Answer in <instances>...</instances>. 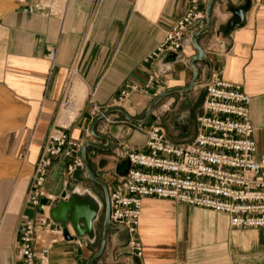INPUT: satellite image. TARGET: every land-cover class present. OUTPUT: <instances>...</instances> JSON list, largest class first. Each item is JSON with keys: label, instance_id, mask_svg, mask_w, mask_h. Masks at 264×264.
I'll list each match as a JSON object with an SVG mask.
<instances>
[{"label": "crops", "instance_id": "obj_1", "mask_svg": "<svg viewBox=\"0 0 264 264\" xmlns=\"http://www.w3.org/2000/svg\"><path fill=\"white\" fill-rule=\"evenodd\" d=\"M206 2L201 0V11H205ZM246 4L240 26L227 28L230 21H236L232 11ZM187 7V0H66L61 19L26 15L15 9L0 17V86L13 91L34 113L30 125L26 120L0 140L6 159L26 163L29 168L23 182L0 189V264H17L14 243L21 219L34 217L25 204L30 172L48 133L62 126L61 101L66 85L77 112L64 126L68 138L80 145L91 141L89 125L98 113L109 109L124 85L136 88L127 101L130 105L141 103V93L157 80H162L166 89L188 86L192 76L188 63L197 53L190 39L197 28L187 32L176 59L162 56L151 64L144 63ZM197 44L203 51L202 59L195 63L199 87L217 74L224 82L243 89L250 98L249 120L256 151L264 154V0H213L210 30ZM52 49L54 59L49 65L47 54ZM169 112L176 134L189 130V112L184 106L177 103ZM152 119L145 129L154 127ZM112 125H117L113 115L95 126L111 139V148L87 151L96 176L107 187L118 181L110 175L121 179L126 174L125 155L142 151L146 140L140 129L128 133L129 129ZM65 165V161H55L45 184V190L55 198L53 205L49 204L52 207L65 202L75 189L86 187L83 172L69 176ZM138 239L143 246L141 260H133L124 244L125 232L120 229L109 234L103 254L93 264H264V230H233L224 215L168 200L141 201ZM81 241L80 248L72 244L56 247L50 264H86L96 252L95 235Z\"/></svg>", "mask_w": 264, "mask_h": 264}, {"label": "built area", "instance_id": "obj_2", "mask_svg": "<svg viewBox=\"0 0 264 264\" xmlns=\"http://www.w3.org/2000/svg\"><path fill=\"white\" fill-rule=\"evenodd\" d=\"M59 1H63L61 9L65 10L66 0H14V4L16 10L26 15L58 18ZM199 1L187 0L184 15L165 33L144 63L151 64L167 54L176 55L183 48L186 33L204 18ZM47 59L52 64V54ZM68 83L71 84L70 76ZM203 89L205 95L194 139L174 144L161 129L152 128L146 135L144 151L126 154L129 170L109 190V224L124 228L128 247L138 259L142 258L143 248L135 236L141 201L145 198L169 200L225 215L233 230H264V154L257 153L253 140L250 99L240 86L222 81L217 74L210 76ZM69 91L66 85L62 111L71 108ZM134 91L135 87L125 85L118 101L126 100ZM79 149L80 144L67 137L65 126L48 133L26 200L34 217H22L14 243L17 264H50L54 248L69 243V227L50 219L49 204L55 198L45 190V184L55 161H66L68 175L82 168ZM73 243L81 246L80 240Z\"/></svg>", "mask_w": 264, "mask_h": 264}, {"label": "rangeland", "instance_id": "obj_3", "mask_svg": "<svg viewBox=\"0 0 264 264\" xmlns=\"http://www.w3.org/2000/svg\"><path fill=\"white\" fill-rule=\"evenodd\" d=\"M200 2H201V0L199 1V4H200ZM13 3H14V0H0V17L3 16V15H5V14H8V13H10V12H12L14 10V4ZM62 4H63V1H61V2L59 1L58 7L59 8H62V6H63ZM202 12H203L204 18L202 20L198 21L193 27H191V29L192 28H197V30L200 31V30H202L204 28V26H205V11H202ZM57 19H60V18L58 17ZM190 41H191V39H190ZM48 54H47V58H48ZM47 62H49L48 59H47ZM50 64H51V62H49V65ZM191 78H192V76H191ZM72 83H76L77 84V81L76 80H73ZM120 90H119V92H120ZM135 90H136V88H135ZM168 90H171V89H166V85L163 84L162 80H157V82L155 84L149 83V86H148L146 92L145 93H141L142 96L144 97V100H142L141 103L139 101H135L133 103V105H130L127 102L131 94L128 96V98H126V100L118 101V97H119V92H118L117 97L115 99H113L112 104L109 107V109L110 108H120V109H123L129 118H131L133 120H136V121H142L144 119V117H145L146 109L149 106V104L155 98H157L159 95H161L162 93H164V92H166ZM204 95H205V93H204L203 85H202V88H200L199 85H198V82H196V84L193 87V89H191L188 92L175 93V94H172V95H169V96L163 98L162 100H160L154 106V108L152 110L151 117H150V119H149V121H148L147 124H149L151 118H153L152 119V122L154 124V127H157L159 129H161L162 132L164 133V135L166 136V138L170 142H172L174 144H179L180 142H181L180 144H186V143L191 142L189 140L192 139L193 135L196 134V128H197L196 127L197 126L196 125V121H197V118L201 114V109H202ZM181 98H184L185 100L182 101V102H180L181 100H179V99H181ZM177 103H180V107L181 106H184V108H186V110H188V112H189L188 113V116H187L188 117V120H189V130H187L185 133H178V134H176L175 131H173L171 129V126H170V123H169V116H168L170 114L169 110H172V108ZM32 109H33V106H32ZM32 109H31V111H32ZM64 112H66V111H61V116L63 115ZM101 112H103V111H101ZM111 115H113V121L117 124V125H112V126H121L122 128L129 129L130 131L128 133H131L133 131H138V129H140V131L141 130L144 131L145 132V135H147V133L152 128H154V127H152V128L148 127V129H145L144 127L147 124L144 125V126H142V127H137V126H134L132 124H129V123H127L124 120L123 116L120 113H112L109 116H111ZM33 117H34L33 111L32 112L28 111V109L25 106V104L23 103V101L20 98H18L13 91L8 90L5 87H1L0 86V140H1V137L3 135H5V134H7L9 132L17 131L21 127V125L24 123V121L27 120L26 121L28 123L27 125H30L31 122H32ZM100 127H102V126H100ZM112 129L113 128H111V130ZM116 129H118V128H115V130ZM94 132L99 133L96 130V127H94ZM99 134H101V133H99ZM89 137L91 139V141H89V142H92V140H93L94 143H97V141H100V140H96V139L92 138L90 135H89ZM73 142H75V141H73ZM81 147H80V149H79V151L77 153V155L80 157V159H81V154H80ZM89 149H94V148H90V147L86 148V150H85L86 157H87V151ZM94 150H97V149H94ZM142 151H144V146H143V150ZM138 152H141V151H138ZM39 157H40V155H39ZM125 160H126V155H125ZM81 162H82V160H81ZM87 163H88V170H89V172L94 177H96L97 179H99L96 176V174H95L96 169L93 168V165L95 166V164H92L91 163V161L89 160V157H87ZM127 165H128V163H127ZM100 166H102V164H100ZM65 168H66V165H65ZM128 170H129V166H128ZM65 171H66V169H65ZM76 171H81L84 174L83 164H82V168L81 169H77ZM76 171H74L69 176L73 175ZM102 173L103 172H99V174H102ZM28 174H29V168L27 167V164L26 163H21L18 160H9V159H6V157L3 156L1 154V151H0V189L1 188H4V187H11L16 182H20V181L23 182L25 179L28 178ZM66 174H67V172H66ZM32 175H33V170H32V173L30 172L29 190L27 191V194H26V197H25V204H26V200H27V195H28V193L30 191V187H31ZM124 176L125 175H123V177H121V179H120V178H118L117 176H115L113 174V175H110V178H114V179L118 180V181L115 182V184H116L119 181H121L124 178ZM84 177L86 179L85 180L86 181V187H83V189L81 188L80 190L81 191L82 190L88 191L92 196H94L98 200V202L101 205L100 209L97 212V216H96V218H95V220L93 222V230H94V235H95L94 245H95V249L97 251L98 248H99V246H100L101 232H102L103 220H104V214H105L104 194H103L102 188L99 185H97L96 183L90 181L85 175H84ZM110 178L107 177V182L109 181ZM99 180H101V179H99ZM103 183L106 186V189H107V192H108V199H109V192H110L109 190L115 184L112 185L111 187H107L106 183L105 182H103ZM68 199H69V197H67L65 200L67 201ZM145 199H152L154 201L159 200V199H155V198H145ZM52 208H50V210ZM50 210H49V212H50ZM139 225H140V221H139ZM61 226H63V225H61ZM64 227H67V228L69 227V232H70V234L72 236L71 237L66 236V240L69 243H63V244H72L73 246L77 247L73 243L77 239V240H80V242H81V246L80 247H82L83 246V242L81 241V238H77L75 236L74 232L72 231V229H71V227L69 225H65ZM120 229H122L125 232L124 228H122V227H116V226L114 227V226H112V225L109 224L108 225L107 238H108L109 234L113 233L114 231H118ZM138 229H139V227H138ZM135 239L137 241H139V239H138V232H137V235L135 236ZM127 242H128V236L126 235V232H125V243L124 244H125L126 248H128V251L130 252L133 260H137V261L141 260L142 258L138 259V258H136L133 255V253H131L130 248L128 247V243ZM63 244H60V245H63ZM60 245H58V246H60ZM80 247H77V248H80ZM142 248H143V246H142ZM142 257H143V255H142Z\"/></svg>", "mask_w": 264, "mask_h": 264}, {"label": "water", "instance_id": "obj_4", "mask_svg": "<svg viewBox=\"0 0 264 264\" xmlns=\"http://www.w3.org/2000/svg\"><path fill=\"white\" fill-rule=\"evenodd\" d=\"M213 0H207L206 7H205V26L202 30L199 32L195 33L191 37V45L193 48L196 50V55L192 57L189 60V67L192 70V78L188 86L183 87V88H176V89H171L168 90L161 95H159L157 98H155L147 107L145 117L142 121H136L127 116L125 111L120 108H110L107 109L103 112L100 113L89 125L88 128V134L100 141H104L105 145H100L94 142H87L82 145L81 147V160L83 164V171L84 175L92 182L96 183L102 188L103 194H104V206H105V214H104V220H103V227H102V232H101V239H100V246L98 250L91 256V258L87 261L86 264H93V262L99 258L106 247V241H107V232H108V225H109V199H108V192L106 189V186L104 183L94 177L88 170V163H87V157L85 154L86 148H94L97 149L101 152H106L111 148V139L106 136V135H101L99 133L94 132V127L95 125L102 120H105L108 118V116L112 113H120L124 120L137 127H142L146 125L151 117L152 110L154 106L163 98L175 94V93H182V92H188L193 87L195 86L197 82V76H198V71L195 66V63L199 62L202 57H203V51L200 48V46L197 44V39L207 33L210 29L211 25V5H212ZM248 9V4H246L243 7H239L235 10L232 11V15L236 21H230L227 24V28L229 29H234L240 26L241 21H242V16L243 13ZM176 55L173 54H167L164 55V58L166 60L171 59L174 60L176 59ZM174 58V59H173ZM99 209H95L91 207L88 203L85 201L78 200L74 194L69 197V199L66 202H59L57 203L49 212L50 219L59 225H69L74 232L75 236L77 238H83L85 236L90 237L94 235V230H93V222L97 216V212Z\"/></svg>", "mask_w": 264, "mask_h": 264}, {"label": "bare ground", "instance_id": "obj_5", "mask_svg": "<svg viewBox=\"0 0 264 264\" xmlns=\"http://www.w3.org/2000/svg\"><path fill=\"white\" fill-rule=\"evenodd\" d=\"M14 4V3H13ZM14 9L16 10V7H15V4H14ZM65 10H66V3H65ZM65 10L64 9H59L58 10V17L59 18H62L64 13H65ZM16 11H19L18 9ZM41 16V15H40ZM43 17H46V16H43ZM50 54H52V57L54 59V50H50L49 51ZM71 99V98H70ZM76 108L75 106L73 105L72 103V100H71V108L70 110L66 111L63 113V115L61 116L62 117V122H61V125L62 126H66V123L70 122L74 116L76 115ZM100 113H98L99 115ZM97 115V116H98ZM66 121V122H65ZM93 142V141H92ZM82 145H80L81 147ZM73 194L74 196L78 199V200H81V201H85L86 203H88L91 207L95 208V209H100L101 205L100 203L98 202V200L92 196L88 191L86 190H80L79 188L75 189L73 191ZM140 218H141V214H140Z\"/></svg>", "mask_w": 264, "mask_h": 264}]
</instances>
